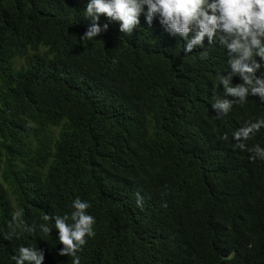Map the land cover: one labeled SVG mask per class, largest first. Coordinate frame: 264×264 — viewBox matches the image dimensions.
Returning a JSON list of instances; mask_svg holds the SVG:
<instances>
[{
    "label": "trees",
    "instance_id": "trees-1",
    "mask_svg": "<svg viewBox=\"0 0 264 264\" xmlns=\"http://www.w3.org/2000/svg\"><path fill=\"white\" fill-rule=\"evenodd\" d=\"M87 3L0 0V264L21 246L71 264L43 216H70L77 197L95 218L80 264H264V160L232 136L264 103L217 118L225 48L185 53L143 14L131 34L100 15L107 31L81 39ZM244 143L264 148V128Z\"/></svg>",
    "mask_w": 264,
    "mask_h": 264
},
{
    "label": "clouds",
    "instance_id": "clouds-1",
    "mask_svg": "<svg viewBox=\"0 0 264 264\" xmlns=\"http://www.w3.org/2000/svg\"><path fill=\"white\" fill-rule=\"evenodd\" d=\"M143 14L146 23L151 25L158 17L165 31L179 36L185 41L184 52L191 53L194 48H202L205 39L208 44L219 43L227 50L230 71L217 75L218 86L223 94L213 95L212 109L217 118L226 116L235 103L243 104L249 96L259 97L264 103V0H88L85 9L87 19L92 21L81 39L93 40L108 25L100 26L98 20L104 15L111 21L120 22V31L131 34L139 25ZM201 59L207 58V51L200 53ZM259 58V62H257ZM261 72L260 76L256 73ZM239 76L241 84H232V78ZM231 97L232 99H227ZM264 128V118L247 121L244 126L232 133L237 142L236 148L252 153L250 160H264V148L259 144L246 148L245 141ZM223 139L227 140V134ZM137 206L143 204V198L137 194ZM70 216H49L43 220H54L58 232V242L62 245L60 256L72 257L71 264H80L78 252L87 244L86 237H94L95 218L88 214L90 203L76 198L71 205ZM162 207H167L164 203ZM25 230L35 233V225ZM40 231L50 235L52 228L40 225ZM5 239L11 235L6 234ZM12 259L15 264H43L44 252L37 247L18 249V255Z\"/></svg>",
    "mask_w": 264,
    "mask_h": 264
}]
</instances>
